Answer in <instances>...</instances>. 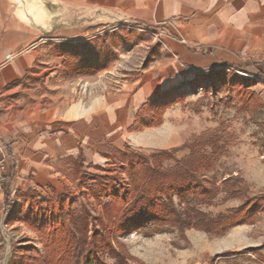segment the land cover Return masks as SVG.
<instances>
[{
	"label": "crops",
	"instance_id": "crops-1",
	"mask_svg": "<svg viewBox=\"0 0 264 264\" xmlns=\"http://www.w3.org/2000/svg\"><path fill=\"white\" fill-rule=\"evenodd\" d=\"M53 2L55 10L45 26L60 40L78 45L120 24H141L160 33L169 52L159 48L153 65L119 91L76 94L72 83L91 81L53 84L65 59L51 53L52 47L31 50L39 31L17 21L7 1L0 0V165L4 178L12 176L15 196L28 191L64 195L70 189L68 169L80 156L83 171H99L110 166L116 151L128 147H178L169 115L157 129L138 131L134 126L156 97L189 85L195 74L232 68L264 78V0ZM7 55L15 58L1 67ZM263 221L264 215L249 227L257 229Z\"/></svg>",
	"mask_w": 264,
	"mask_h": 264
},
{
	"label": "rangeland",
	"instance_id": "rangeland-1",
	"mask_svg": "<svg viewBox=\"0 0 264 264\" xmlns=\"http://www.w3.org/2000/svg\"><path fill=\"white\" fill-rule=\"evenodd\" d=\"M54 10L55 6H52L49 17L44 18L45 20L39 15V9L31 14L32 29L39 31V39L46 36L58 41L35 50L52 47L54 49L51 53L65 59L58 70L60 77L52 80L53 84L60 86L61 81L66 80L69 85L70 82L81 79L91 81L77 85L72 83V88H78L76 94L87 93L89 90H103L99 91L102 93L119 91L125 82L139 78L142 71L153 65L158 58L159 48L169 52L160 33L154 29L151 30L156 32L157 39L143 31L121 29L124 23L118 25L117 30L112 28L109 30L111 32L92 42L77 45L60 40L56 38L55 30L45 26V22L52 18ZM16 16L19 20L24 19L21 12ZM51 68L52 66L50 70ZM105 68L112 70L97 76ZM195 75L189 85L170 89L156 97L134 126L138 131L144 128L157 129L164 124L165 116L169 115L167 122L170 129H173L172 136L179 146L171 151H139L132 147H128L126 151L151 159V165L153 162H161L164 170H170L187 158L190 146L196 141L206 137L217 139L222 150L217 152L216 166L214 170L202 173L201 178L206 185L216 180L220 193L214 206H195L213 219L220 215L232 216L243 206L246 199L264 196V82L242 77L230 70H214ZM259 78L264 79L261 76ZM156 123L159 125L153 127L152 124ZM200 150L208 155L214 153L210 145L202 146ZM116 152L106 170L81 169L77 180L70 175L73 164L67 174L70 189L62 196L37 193L39 199L67 195L70 198V214L74 219L82 218L85 214H89V220L99 219L103 207L112 199L107 193L96 189L98 184L93 178L112 179V185L117 188L129 184V178L124 172L125 164ZM162 153L173 159H153ZM81 178L84 182L80 186ZM229 179L240 182L239 188L243 196L230 198L226 192L228 189L225 190L222 186ZM0 194V264H42L40 257L44 259L47 256L45 245L37 233L23 221L24 214L29 209L26 200L12 192L8 199L4 193V185ZM174 203L181 212L186 210V206L181 205L177 197ZM263 215L264 213L260 215L257 223ZM261 224L257 229L249 227L252 225L236 226L228 234L219 237L196 230L186 231L185 236L177 230L153 236L139 231L120 237L114 244V248L123 258L122 261L113 259L106 251H101L99 256L107 264H263L264 221ZM92 226L103 232L98 223L93 222L88 232L90 237ZM72 227L82 231L83 222ZM256 244L259 246H255ZM227 252L239 254L231 257L220 256Z\"/></svg>",
	"mask_w": 264,
	"mask_h": 264
},
{
	"label": "trees",
	"instance_id": "trees-1",
	"mask_svg": "<svg viewBox=\"0 0 264 264\" xmlns=\"http://www.w3.org/2000/svg\"><path fill=\"white\" fill-rule=\"evenodd\" d=\"M157 125L159 123L152 124L153 127ZM216 140L206 137L196 141L190 146L187 158L170 170H164L161 162H153L151 165V159L129 150L117 151V156L125 164L124 172L129 178V184L117 188L112 185V179L93 178L98 184L96 189L107 193L112 199L105 204L103 213L97 220L90 221L89 214L74 219L70 214V198L67 195L41 200L35 192H19L29 208L23 221L37 233L45 245L47 256L44 259L40 257L42 264H107L99 256L101 251L109 252L113 259L122 261L123 258L114 248V244L120 237L139 231L153 236L177 230L185 236L186 231L196 230L219 237L228 234L236 226L257 223L260 215L264 213V196L248 198L232 216L220 215L217 219L195 206H214L220 193L216 180L206 185L201 178L202 173L210 172L216 166L217 152L222 150ZM207 145L212 146V155L200 150ZM158 158L173 159L164 153L153 157ZM83 167L80 156L70 171L74 180H77L79 170ZM11 178L12 176L4 178V193L8 199L11 198ZM83 182L81 178L80 186ZM239 185L240 182L234 179L222 183L225 190L228 189L226 192L231 199L243 196ZM175 197L181 205L186 206L184 212L174 203ZM82 222V231L73 229L72 226H78ZM93 222H97L103 232L92 226L90 237L88 232ZM238 254L227 252L220 256L231 257Z\"/></svg>",
	"mask_w": 264,
	"mask_h": 264
},
{
	"label": "water",
	"instance_id": "water-1",
	"mask_svg": "<svg viewBox=\"0 0 264 264\" xmlns=\"http://www.w3.org/2000/svg\"><path fill=\"white\" fill-rule=\"evenodd\" d=\"M7 1L10 10L16 17L17 21L22 22L32 28V13L35 9H39V15L42 19L49 17V13L52 6H55L53 0H5ZM22 13L23 20L16 16V14ZM45 20V19H44Z\"/></svg>",
	"mask_w": 264,
	"mask_h": 264
},
{
	"label": "built area",
	"instance_id": "built-area-1",
	"mask_svg": "<svg viewBox=\"0 0 264 264\" xmlns=\"http://www.w3.org/2000/svg\"><path fill=\"white\" fill-rule=\"evenodd\" d=\"M124 28L130 29V30H135V31H138V30L139 31H143V32H146V33H148L150 35H154L156 39L158 38V35L156 34V32L152 31L151 29H149L146 26H143L141 24L133 25V24H129V23H124L123 26L121 27V29H124ZM117 29L118 28H116V30ZM51 42H58V41L55 40L52 37L43 36L38 41H36L34 46L32 48H30V49L31 50H35V49H37L38 47H40L42 45H49ZM165 47L167 48V46H165ZM167 50H169V49L167 48ZM14 58L15 57L13 55H7L6 59H5L6 62L1 67H4L6 65V63L12 62L14 60ZM225 70L234 71L238 75H240L242 77H245V78H251V79H255V80L264 82V79H260L259 76L258 77H254V76L249 75L246 72H242V71L235 70V69H232V68H225ZM4 171H5V167L3 165H0V189L3 187L4 181H5V179H4Z\"/></svg>",
	"mask_w": 264,
	"mask_h": 264
}]
</instances>
